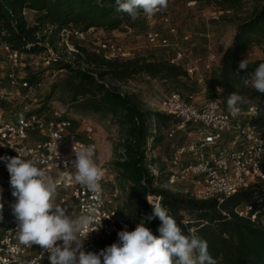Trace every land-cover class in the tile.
I'll list each match as a JSON object with an SVG mask.
<instances>
[{
  "label": "trees",
  "instance_id": "1",
  "mask_svg": "<svg viewBox=\"0 0 264 264\" xmlns=\"http://www.w3.org/2000/svg\"><path fill=\"white\" fill-rule=\"evenodd\" d=\"M183 2L193 3L201 10L214 7L223 13L233 14L248 6L234 25L232 42L222 53L219 65L208 73L203 84L207 102L221 100L226 105L232 92L246 98V103L240 107L261 102L258 121L264 125V94L245 87L240 79L264 62V0ZM115 8V0H0V35L5 43L22 54L54 52L47 58L48 67L24 78L30 85L40 84L44 73L50 77L54 72L52 78L57 77L58 81H53L50 89L65 94L67 104L81 112L109 116L121 129L118 145L121 153L109 164L108 170L114 175L115 183L126 190V209L131 212V220H137L140 214L145 217L153 211L147 197L159 199L181 227L182 234L195 230L208 242L209 252L218 264H264V181L254 189L238 191L228 198L199 201L162 188L166 177H155L146 168L147 163L155 164L154 159L146 157L147 153L151 155L155 145L165 139L164 135L176 121L169 115L148 109L138 94L122 93L113 84L124 85L141 77L166 84L186 97L194 93L196 82H190L191 78L182 64H170L172 55L159 60L146 56L107 59L75 41L74 34H85L89 30H148L146 18L140 16L133 21ZM23 12L32 14L31 22ZM61 31L72 35L69 37L75 48L72 62L62 61L56 54ZM255 47L260 50L261 58L249 61L247 69L235 75L243 54ZM161 170L162 167L159 172ZM253 192L258 193L262 203H253L251 209L246 210ZM240 212L246 215L240 216ZM252 216H255L254 221H251ZM7 224L0 221V226ZM160 225L159 218L146 222L157 237Z\"/></svg>",
  "mask_w": 264,
  "mask_h": 264
},
{
  "label": "built area",
  "instance_id": "2",
  "mask_svg": "<svg viewBox=\"0 0 264 264\" xmlns=\"http://www.w3.org/2000/svg\"><path fill=\"white\" fill-rule=\"evenodd\" d=\"M25 14L23 12V15ZM162 15V24L167 27L169 34H176L170 17L164 13ZM145 41L146 45L153 49L170 46L169 39L155 30L146 32ZM96 46V52L103 54L107 59L132 58L130 52L115 41L103 39L98 41ZM0 56L5 58L9 68L6 77L9 88L12 89H0V156H16L17 150L25 159L41 161L40 167L57 182V192L60 195L58 204L70 206V215L78 216L89 205H95L101 215L111 216L102 218L99 230L89 233L85 248L100 243L105 247L111 245L117 241V233L125 226L129 231L134 230L144 215L140 214L137 220L127 221L117 206L116 190L106 192L105 184L110 175L108 170L99 164L98 146L92 127L82 128L55 105L36 111L27 108L20 113L19 109L8 111L7 102L11 99L9 97L12 96L13 89L27 93L36 91L40 86L30 85L21 76L27 67L38 64L35 59H22L23 54L5 43L1 35ZM169 60L172 65L182 64L188 77L202 83L203 78L198 75L199 66H203L209 73L219 61V57L208 53L205 58H191L184 51L177 49ZM48 66L49 61L43 59L42 70ZM244 86L253 88L250 82H244ZM240 108L239 115L233 116L221 100L197 102L194 95L183 97L176 92L168 94L159 103L157 111L173 117L176 121L166 137L173 138L180 132L188 137L164 160L167 164L164 170L165 185L174 187L188 183L191 189L186 194L189 198L208 201L228 198L241 190L254 189L264 181V125L258 121L260 109L254 105ZM44 110L48 112L39 115ZM87 145L95 146V162L103 171V192L99 195L86 191L64 172V161L75 159L73 149L78 150ZM69 167L71 169V165ZM9 179L6 166L0 161V187L4 189V208L10 211L8 220L11 221L10 224L0 227V264H50L47 253L43 260L40 259L42 249L39 245L27 247L18 239L15 231L17 221L10 208L15 198L11 194ZM146 200L153 204L159 203V199L152 197H147ZM253 203H262L257 192L251 195L246 210H250ZM262 209L264 211V207ZM239 215L244 216L246 213L240 212ZM254 220L255 216H252L251 221ZM92 227L98 225H91L89 231Z\"/></svg>",
  "mask_w": 264,
  "mask_h": 264
},
{
  "label": "clouds",
  "instance_id": "3",
  "mask_svg": "<svg viewBox=\"0 0 264 264\" xmlns=\"http://www.w3.org/2000/svg\"><path fill=\"white\" fill-rule=\"evenodd\" d=\"M168 2L169 0H115V10L126 13L136 21L141 14L152 16L166 10ZM248 66V59L241 60L235 75L238 76L239 71ZM240 79L245 83L250 82L258 93L264 94V62ZM244 103V96L232 92L227 99L230 114L239 115L240 105ZM15 151L16 156H0V161L4 162L9 173L11 194L15 198L10 204L17 221L15 231L21 244L41 247V260L47 253L50 264H218V260L209 252L208 242L204 238L196 234L195 230L182 234L181 227L169 215V210L161 203L153 204L151 201L148 202L153 211L134 230L129 231L125 226L117 233L116 242L99 252L86 251L85 240L89 233L98 231L102 226V218L111 216H103L95 205H89L83 213L73 218L69 214L70 206L56 203L57 182L40 167L42 162L25 159L19 151ZM73 152L75 159L64 161L65 174L86 191L94 195L101 194L103 171L95 162V146H82L78 150L73 149ZM3 191L0 187V221L3 220ZM114 214L115 212L112 215ZM156 218L161 221L159 237L146 226V222ZM94 224L98 227H92L89 231V227Z\"/></svg>",
  "mask_w": 264,
  "mask_h": 264
},
{
  "label": "rangeland",
  "instance_id": "4",
  "mask_svg": "<svg viewBox=\"0 0 264 264\" xmlns=\"http://www.w3.org/2000/svg\"><path fill=\"white\" fill-rule=\"evenodd\" d=\"M248 6H245L240 12L233 13H223L214 7L204 8L203 10L198 9L193 3H185L183 0H175L172 6L169 7L164 14L170 17L171 25L175 28L176 34L171 35L168 32L166 26L162 24L161 18L159 17L145 16L141 15V18H146L148 23V30L159 31L165 37L169 39L170 46L163 49H153L146 45L145 34L148 30L142 31L138 28L127 29L124 32L112 31L105 32L103 30H89L85 34H74L75 41L86 47L90 51H96L97 42L103 39H108L115 41L117 44L126 48L131 57L146 56L152 57V60H159L167 57L168 55H173L177 49H180L186 53L189 57L205 58L208 53H214L219 57L224 49L229 45L234 34V25L238 18L243 17L245 11H247ZM26 13V12H25ZM31 13H26L30 15ZM32 15V14H31ZM50 28L47 34H49ZM72 36L68 31H61L59 33L58 50L56 51L64 62H72V55L75 53V48L73 44L69 41V37ZM61 40V41H60ZM256 48V47H255ZM253 49L251 54H254L256 49ZM254 52V53H253ZM40 54V53H39ZM26 55L23 54L22 59L30 61V59H35L37 66L27 67L22 73V78L32 75L34 73H40L42 71L41 64L43 59L49 58L50 54L54 55V52L41 53V55ZM250 55V53L248 54ZM247 55V56H248ZM254 57V55H252ZM4 57L0 56V89L12 90L9 88V82L6 77L8 72V66L4 61ZM215 64L214 67H216ZM64 73V72H63ZM54 74V72H53ZM53 74L47 75L43 74L41 77L42 81L40 86L36 91H27L21 93L18 89H13L12 96L8 103V111H15L17 109L20 113L24 108L30 111H36L39 109H46L52 105L59 107L68 116L73 118L75 122L81 125L82 128L90 126L93 129V137L98 146V161L99 164L103 165L107 170L109 164L113 159L120 155L119 142L121 139L122 131L121 129L111 120L109 116H102L99 114H94L90 112H81L73 108L71 105L67 104V96L59 92V90L52 91L50 89L51 83L58 81L57 77L53 79ZM198 75L203 78L202 83H195L194 93L197 102L205 101V87L204 79L208 75L203 68L199 66ZM195 80L191 79L190 82L193 83ZM122 93H136L140 96L141 100L148 109L157 111L159 103L170 93L174 92L168 85L163 84L158 81L147 80L146 78H136L131 80L124 85L113 84ZM182 93V92H180ZM187 95L189 93H182ZM36 100V102H35ZM259 101H256L255 106L259 107ZM227 106V103H226ZM48 111L44 110L40 112L39 115L46 114ZM156 144L153 151L147 153L146 157H151L154 159L155 164H146V168L156 176H160L165 179L166 163L165 159H168L172 154L174 148L184 142V139H188L183 133H177L173 138H167ZM148 145V144H147ZM162 170L159 172V168ZM109 175L105 184V189L107 193L114 191L113 187H117V206L119 211L123 214L127 221H131L132 216L130 210L127 208V193L124 188L119 187L114 181V175L108 170ZM114 183V184H112ZM162 188L167 189L175 194L187 196V192L190 191V185L188 183L178 184L174 187H169L163 184ZM59 193L55 198L56 203L59 200ZM10 211L7 208L3 209V221L11 223L8 220ZM72 217L76 214L71 215ZM2 226V225H1ZM0 226V227H1ZM105 246L100 244L89 245L85 248L86 251L99 252Z\"/></svg>",
  "mask_w": 264,
  "mask_h": 264
},
{
  "label": "crops",
  "instance_id": "5",
  "mask_svg": "<svg viewBox=\"0 0 264 264\" xmlns=\"http://www.w3.org/2000/svg\"><path fill=\"white\" fill-rule=\"evenodd\" d=\"M175 0H171L169 3H168V7H167V9L169 8V7H171L172 6V3L174 2ZM166 9V10H167ZM166 10H162V11H160V12H157L154 16L155 17H159L160 15H162L164 12H166ZM32 18V16H31V14L30 15H28L27 16V20L29 21V22H31V19ZM101 31V30H100ZM235 32V31H234ZM234 35V34H233ZM233 38V37H232ZM231 42H232V40L230 41V43H229V45L231 44ZM228 45V46H229ZM227 46V47H228ZM226 47V48H227ZM226 48L224 49V51L226 50ZM253 49L254 48H252V49H250L249 51H247V52H245L244 54H243V56H242V60L243 59H248V62L249 61H253V60H257V59H260L261 58V52H260V50L256 47L255 49H256V51H255V53L254 54H251V52L253 51ZM223 51V52H224ZM222 52V53H223ZM222 53H221V55H222ZM250 53V55H248ZM221 55H220V57H221ZM248 55V56H247ZM252 55H254V57H252ZM219 61H220V59H219ZM219 61L217 62V66L219 65ZM110 178H112V176H111V174H110V176H109ZM112 184H114V183H112ZM113 189L114 190H116L117 189V187L115 186V187H113Z\"/></svg>",
  "mask_w": 264,
  "mask_h": 264
}]
</instances>
